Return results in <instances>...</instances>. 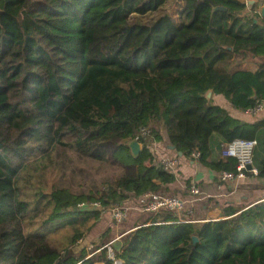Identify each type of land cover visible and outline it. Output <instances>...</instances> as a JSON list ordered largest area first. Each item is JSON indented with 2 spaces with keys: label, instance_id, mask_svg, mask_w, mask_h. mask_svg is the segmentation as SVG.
<instances>
[{
  "label": "trees",
  "instance_id": "16d2710c",
  "mask_svg": "<svg viewBox=\"0 0 264 264\" xmlns=\"http://www.w3.org/2000/svg\"><path fill=\"white\" fill-rule=\"evenodd\" d=\"M237 55L264 58V17L240 0H0V264H112L104 251L73 253L103 214L78 206L164 194L174 174L149 150L162 132L217 173L237 161L214 149L264 147V119L242 122L205 98L239 112L264 103V63L241 69ZM59 151L120 174L72 193L55 179ZM225 213L203 223L156 215L114 252L122 264H264V201Z\"/></svg>",
  "mask_w": 264,
  "mask_h": 264
},
{
  "label": "crops",
  "instance_id": "0c3cea01",
  "mask_svg": "<svg viewBox=\"0 0 264 264\" xmlns=\"http://www.w3.org/2000/svg\"><path fill=\"white\" fill-rule=\"evenodd\" d=\"M255 1H257L256 5L260 11L262 5L259 2L261 0ZM254 59L259 63H264V58ZM256 68L257 66L248 70L253 71ZM211 99L214 105L225 108L233 118L242 122L253 124L264 119V103L261 104V109L258 111L247 110L239 112L233 109L222 95L212 93ZM161 134L162 140L160 142H153L149 147L153 160L155 163L161 164L172 160L175 162L172 171L175 181L163 187L162 191L168 195H176L183 199L186 202L184 216L187 215L186 217L194 221V223L223 221L227 219L225 211L228 209L242 210L264 201V174H260V171L264 167L263 146L259 147L256 145L253 150V167L258 171V176L247 175L242 179L221 182L218 178L219 173L202 166L195 160L184 158L170 149L165 132ZM213 142L216 144L219 141L215 139ZM225 147L226 145H222V148L214 149L213 156L215 158H222ZM186 181H189L190 184H195L199 188L201 191L199 197H192L190 195L189 190L185 187ZM126 206L129 207L128 218L125 221L123 233L115 239V242L123 239L138 225L145 224L151 218L140 213L135 202H129ZM100 253L93 257H98Z\"/></svg>",
  "mask_w": 264,
  "mask_h": 264
},
{
  "label": "built area",
  "instance_id": "2783aa9c",
  "mask_svg": "<svg viewBox=\"0 0 264 264\" xmlns=\"http://www.w3.org/2000/svg\"><path fill=\"white\" fill-rule=\"evenodd\" d=\"M247 2L249 0H240ZM261 109V104L257 105L255 109L248 111H258ZM148 131L145 129L141 130V136L146 137ZM257 142L255 140H242L236 139L229 143L224 150V156L233 158L237 161L235 172H226L223 171L219 173L218 178L221 182H228L233 180H238L246 177L247 175L258 176V171L253 167V150ZM194 160L199 158L198 153L192 155ZM175 162L166 161L162 165L164 169L172 173L174 169ZM189 193L192 197H199L201 191L195 184H190ZM136 207L140 213L145 214L150 217H154L160 214H175L180 222H194L188 217L184 216L186 202L180 197L167 196L160 193L148 192L135 200ZM79 209H88V210H98L102 213H108L111 220L116 224L124 223L128 218L129 207L126 205L116 206L105 211L99 203H85L78 206ZM185 217V218H184ZM83 240V239H82ZM79 241V243L82 242ZM104 251L106 259L109 260L112 264H122V261L116 257L112 243L104 244L101 247L95 249L86 256L87 258H93L94 255ZM94 264H104L102 262H95Z\"/></svg>",
  "mask_w": 264,
  "mask_h": 264
},
{
  "label": "rangeland",
  "instance_id": "374dc122",
  "mask_svg": "<svg viewBox=\"0 0 264 264\" xmlns=\"http://www.w3.org/2000/svg\"><path fill=\"white\" fill-rule=\"evenodd\" d=\"M174 10L175 8L171 11ZM176 11H178V9H176ZM235 59L238 68L253 69L259 64V62L250 55L246 57H243V55H237ZM58 154L60 171L57 172L55 179L59 186L69 189L72 193L88 194L90 190H93V187H96L104 181L112 180L120 174L119 170L114 169L107 163L79 159L77 156L69 152L59 151ZM46 179L51 183L48 174H46ZM163 195L179 197L171 194L168 195L166 193ZM124 224L125 222L119 225L114 223L108 213H103L99 222L94 226L91 232L85 236V241L83 239L81 243H78L74 247L73 253L79 255L80 252L84 250L87 256L95 251L96 248L101 247L104 244L111 242L112 246H117L122 239L116 242L115 239L123 233Z\"/></svg>",
  "mask_w": 264,
  "mask_h": 264
},
{
  "label": "water",
  "instance_id": "95a60500",
  "mask_svg": "<svg viewBox=\"0 0 264 264\" xmlns=\"http://www.w3.org/2000/svg\"><path fill=\"white\" fill-rule=\"evenodd\" d=\"M256 4H257V1H255V0H249V1L246 2V5H247V8L248 9H251L252 6H254ZM216 9L217 10H224L223 8H216ZM260 15L262 17H264V4L260 8ZM211 95H212V91H208L205 98L207 100H210ZM126 145L129 148L132 157L133 158H137L139 156L140 152H141V145H140V143L136 139H134V140L128 141ZM172 148L173 147L170 146V149H172ZM178 155L181 156V153H178ZM194 241H196V239H194Z\"/></svg>",
  "mask_w": 264,
  "mask_h": 264
}]
</instances>
